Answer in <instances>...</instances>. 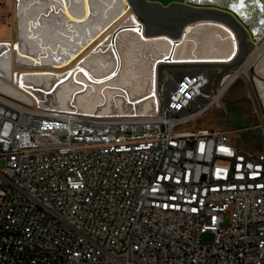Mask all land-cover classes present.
<instances>
[{
  "label": "built area",
  "instance_id": "obj_1",
  "mask_svg": "<svg viewBox=\"0 0 264 264\" xmlns=\"http://www.w3.org/2000/svg\"><path fill=\"white\" fill-rule=\"evenodd\" d=\"M234 74L165 73L145 116L0 92V264H264V117L259 153L198 125Z\"/></svg>",
  "mask_w": 264,
  "mask_h": 264
},
{
  "label": "bare ground",
  "instance_id": "obj_2",
  "mask_svg": "<svg viewBox=\"0 0 264 264\" xmlns=\"http://www.w3.org/2000/svg\"><path fill=\"white\" fill-rule=\"evenodd\" d=\"M189 1L204 5L208 0ZM211 2L231 8L249 23L257 37L264 36V6L257 0ZM261 2L264 4L263 0ZM31 3L33 7L29 6ZM76 3H80L79 8L75 13L70 12L69 8H76ZM90 5V0H18L17 41L12 45L0 41V76L7 82L12 81L13 60L20 66L50 67L53 69L21 71L17 75L18 88L37 100L39 96L33 91L35 87L41 88L38 91L47 99L51 96L50 101L59 112L100 117L145 116L156 110L159 61L169 59L172 64L186 65L224 64L231 56L236 54L231 62L238 56L237 36L223 23L199 21L193 27L187 26L175 41L164 35L147 37L143 25L130 9L127 10L126 5L130 7L127 0H111L105 5L104 18L110 13L104 21L98 17L101 25L95 24L96 12ZM40 8L44 10L38 11ZM199 27L204 29L196 31ZM119 29L123 31L113 46L110 37ZM171 44H178L173 51ZM259 54L260 62L257 67L252 66L256 67L258 75L263 72L264 49L257 48L230 82L245 78L249 64ZM248 79L245 78L247 82ZM254 80L258 91L263 90L264 86L256 78ZM1 81V92L22 99L27 97L11 85L5 87ZM262 94L264 98V91Z\"/></svg>",
  "mask_w": 264,
  "mask_h": 264
},
{
  "label": "rangeland",
  "instance_id": "obj_3",
  "mask_svg": "<svg viewBox=\"0 0 264 264\" xmlns=\"http://www.w3.org/2000/svg\"><path fill=\"white\" fill-rule=\"evenodd\" d=\"M97 0H90L91 8L96 12L95 14V24L101 25L98 23L100 19L104 21L106 17L109 16V13L104 18V7L109 4L111 0H99V4H95ZM115 2V1H114ZM101 3V4H100ZM128 5L131 8L132 15L136 18L140 17L144 19L145 23L143 25L144 33L147 37H157V36H167L172 40H177L183 30L189 26L191 22H196L199 20L204 21H217L222 23L225 22V25L233 30L239 37L241 44V53L238 58L229 64H174V65H159L156 72V82L157 87L160 89L163 75L165 73H171L175 71V69L184 67V69L190 68H211L216 69L220 73L221 81H226L228 78L237 73L241 66L247 61V59L251 56L252 52L255 48H249L248 52H244V41H243V32L242 29L234 22V20L221 13L213 12V11H204V10H192L187 7L182 6H172L167 9L161 8L157 5L143 3V6L140 5V0H127ZM80 3H76V8H69L70 12H76L79 8ZM117 2L116 5H118ZM29 6L33 7V4H29ZM45 7V6H44ZM43 7V8H44ZM16 8V9H15ZM38 9V11L44 9ZM115 8V6H114ZM113 8V9H114ZM17 0H0V41L6 42L9 45L15 43L17 41V30H18V21H17ZM143 14V17L141 16ZM100 17V19H98ZM17 22V23H16ZM53 23V22H52ZM224 24V23H223ZM97 25V26H98ZM59 29H63L61 26ZM204 28L196 29V31L203 30ZM64 33V32H62ZM223 56V55H221ZM264 58H262L263 60ZM260 54L256 56V58L251 62L246 70V79L249 77V68L252 65H258L260 62ZM262 66H259L261 68ZM37 68V69H36ZM43 68V69H42ZM50 67H32V66H20L13 60L12 62V81H6L3 77L0 76L1 83L8 87V85L13 86L20 93L26 95L27 97L22 99L19 97L11 98L17 99L22 103H27L29 100H33L37 107L46 112L53 113H68V112H59L57 109L55 110L53 107V103L50 101L51 96H48V99L43 96V93L38 91V87H35V94L38 97V101L31 94L26 93L25 91H21L17 86V75L20 74L21 71H33V70H52ZM234 76V75H233ZM232 76V77H233ZM260 77L264 78L263 74H259ZM245 78H240L237 82L226 92L223 97V109H214L209 114H207L199 123V126L209 128L210 130L216 133H225L230 142L238 149H241L245 152L249 153H259L261 151V139H260V112L258 110V105L256 99L250 89L249 82L245 80ZM264 86V83H260ZM263 90H259L260 95L262 96ZM1 92V91H0ZM3 93V92H1ZM5 94V93H3ZM31 95V96H30ZM16 96V95H15ZM29 99V100H28ZM39 104V105H38ZM91 112V111H90ZM125 115V116H131ZM136 115V114H135ZM117 116V115H111ZM202 244H209L213 241V237L211 235H204L201 239Z\"/></svg>",
  "mask_w": 264,
  "mask_h": 264
},
{
  "label": "water",
  "instance_id": "obj_4",
  "mask_svg": "<svg viewBox=\"0 0 264 264\" xmlns=\"http://www.w3.org/2000/svg\"><path fill=\"white\" fill-rule=\"evenodd\" d=\"M257 1L259 2L260 5L264 6V4L261 2V0H257ZM144 2L147 4L157 5V6H160L161 8H165V9L172 7V6H182V7H187L188 9H192V10L213 11V12L225 14V15L231 17L234 20V22L246 33V36L248 37L251 45L255 49H257V48L261 49L260 45L264 42V36L262 38L257 37L253 33V31L250 29L249 23H247L245 20H242L239 16H237L235 11H233L229 7L227 8V7H222V6H218V5H213L211 0H208L206 3H204V5L203 4L201 5L200 3H194V2L189 1V0H140V5L143 6ZM17 7H18V0H17ZM126 7H127V10L130 9V7H128L127 5H126ZM137 19H138L140 25H144V23H145L144 19H142L140 17H137ZM199 21H204V20H199ZM199 21L191 22L188 25H191L193 27ZM140 28H142V27H140ZM126 30H129L131 32L135 31L134 29H126ZM122 31L123 30L119 29L112 34V36L110 37V41L112 43L111 45L115 46L116 37L118 36V34L122 33ZM236 41H237V45H238V54H239L240 44H239L238 37H237ZM177 45L178 44H171L172 51L175 50ZM113 53H114V56L116 58L114 50H113ZM235 55L231 56L230 60L228 59L227 62L224 64H229L232 61V59L235 57ZM116 61H117V58H116ZM158 63L160 65H163V64L174 65L171 63V60H169V59L161 60ZM254 78H256L260 83H264V78L260 77L256 72V67L252 66L249 69V79H248L249 80V86H250V89L252 90V93H253L255 99H256V102L258 105V110H259L260 114H262L264 116V103H263V100L260 96L256 81L254 80Z\"/></svg>",
  "mask_w": 264,
  "mask_h": 264
},
{
  "label": "crops",
  "instance_id": "obj_5",
  "mask_svg": "<svg viewBox=\"0 0 264 264\" xmlns=\"http://www.w3.org/2000/svg\"><path fill=\"white\" fill-rule=\"evenodd\" d=\"M242 32H243V41H244V48H245V50H243L244 52H248V50H249V48H254L252 45H251V43H250V41H249V39H248V37L246 36V33L242 30ZM238 39H239V37H238ZM240 39H239V44H240ZM240 50H239V54L241 53V44H240ZM239 54H238V56H239ZM238 56H237V58H238ZM263 58H264V55H263ZM236 60V59H235ZM234 62V61H233ZM260 74H263L264 75V71L263 72H261ZM262 100H264V98L262 97ZM264 102V101H263ZM260 116H263L262 114H260ZM264 117V116H263Z\"/></svg>",
  "mask_w": 264,
  "mask_h": 264
},
{
  "label": "flooded vegetation",
  "instance_id": "obj_6",
  "mask_svg": "<svg viewBox=\"0 0 264 264\" xmlns=\"http://www.w3.org/2000/svg\"><path fill=\"white\" fill-rule=\"evenodd\" d=\"M130 10H131V8H130ZM142 17H143V14L141 15ZM222 23H224L225 24V22H223L222 21ZM226 25H228V24H226ZM236 34V33H235ZM236 36L238 37V35L236 34ZM156 77H157V75H156Z\"/></svg>",
  "mask_w": 264,
  "mask_h": 264
}]
</instances>
